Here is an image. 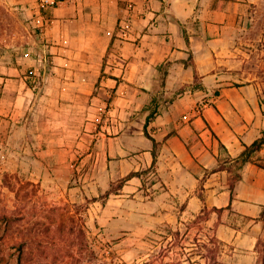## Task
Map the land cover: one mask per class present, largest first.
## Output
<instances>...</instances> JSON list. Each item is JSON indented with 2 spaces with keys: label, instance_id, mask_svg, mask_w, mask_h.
Returning <instances> with one entry per match:
<instances>
[{
  "label": "crops",
  "instance_id": "crops-1",
  "mask_svg": "<svg viewBox=\"0 0 264 264\" xmlns=\"http://www.w3.org/2000/svg\"><path fill=\"white\" fill-rule=\"evenodd\" d=\"M126 1L0 0V124L41 107L42 152L76 172L100 224L140 234L204 216L235 264L261 263L264 0H149L138 45L117 33ZM39 13L53 64L33 87L22 53Z\"/></svg>",
  "mask_w": 264,
  "mask_h": 264
},
{
  "label": "rangeland",
  "instance_id": "rangeland-1",
  "mask_svg": "<svg viewBox=\"0 0 264 264\" xmlns=\"http://www.w3.org/2000/svg\"><path fill=\"white\" fill-rule=\"evenodd\" d=\"M32 106L18 121L0 124V264H141L150 257L161 264V249L171 244L165 261L206 264L202 255L210 256L204 244L212 229L204 216L140 234L100 224V202L92 203V196L76 187V172L58 169L54 155L42 152L53 140L39 136L43 112ZM258 251L264 264V233ZM210 262L235 264L230 249L220 245Z\"/></svg>",
  "mask_w": 264,
  "mask_h": 264
},
{
  "label": "built area",
  "instance_id": "built-area-1",
  "mask_svg": "<svg viewBox=\"0 0 264 264\" xmlns=\"http://www.w3.org/2000/svg\"><path fill=\"white\" fill-rule=\"evenodd\" d=\"M61 0H41L44 5L55 6ZM120 16L117 21V33L120 39L129 40L138 45L139 39L143 35V32L137 29V21L140 18L148 17L151 12L149 0H127L120 7ZM50 23L49 18L45 17L41 13L37 14L31 22L34 35L37 41V48L30 50L25 48L23 56H33L38 65L30 71L28 77L33 87H38L43 82V77L51 74L52 59L48 50V36L46 35L48 25ZM148 24L147 26H149ZM207 105V102L202 104ZM106 112V107L99 110V115L103 116Z\"/></svg>",
  "mask_w": 264,
  "mask_h": 264
},
{
  "label": "trees",
  "instance_id": "trees-1",
  "mask_svg": "<svg viewBox=\"0 0 264 264\" xmlns=\"http://www.w3.org/2000/svg\"><path fill=\"white\" fill-rule=\"evenodd\" d=\"M264 142V135L257 141H255L252 145L251 148H257L259 147L262 143ZM173 234L178 235L179 234V228H177L175 231H172ZM172 245V244H171ZM171 245H169L168 247H163L161 249V264H183L184 260L182 259H173L171 261H165L163 258L165 256L169 255V251L171 250ZM207 252L210 253V256L208 254H203L202 256L205 257L206 259V264H213L210 262V259H214L216 258V255L218 253V249H219V242L217 241V239L215 238V236H211L209 237V243L204 244ZM220 252V250H219ZM182 254H185V251L181 252ZM186 259L188 260V262L191 261V257L190 256H186ZM156 260L155 257H150L149 259H147L146 261H143V263L141 264H154V261ZM199 264H201V262H199ZM215 264V263H214Z\"/></svg>",
  "mask_w": 264,
  "mask_h": 264
}]
</instances>
